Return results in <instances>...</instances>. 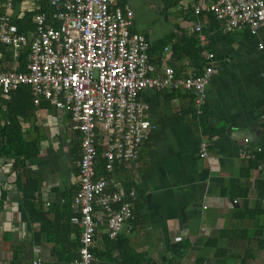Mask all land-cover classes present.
<instances>
[{
    "label": "crops",
    "instance_id": "obj_1",
    "mask_svg": "<svg viewBox=\"0 0 264 264\" xmlns=\"http://www.w3.org/2000/svg\"><path fill=\"white\" fill-rule=\"evenodd\" d=\"M6 2L0 0V15L9 14L12 22L39 5V0H22L7 8ZM121 2L132 9V30L146 38L150 61L156 68H187L188 74L187 59L172 57L177 39L165 47L158 43L177 30L179 35L197 39L193 31L197 17L185 20V8L179 5L177 19L169 22L168 10L164 12L160 0ZM201 23L204 40L197 39L201 58L213 53L216 59L205 88L203 123L218 134L210 138L205 134L185 93L172 97L171 92H141L140 99L148 107L146 118L156 129L142 143L138 159L116 167L113 173L124 188L134 191V220L127 224L129 232L124 230L114 240L108 238L105 223L98 225L92 249L98 257L93 264L121 263L124 251L141 263L243 264L249 248L254 258L247 264H264V254L256 250L257 240L264 238V218L260 216L255 222L247 214L239 219L236 213L241 200L228 193L230 182L239 179L248 189V210L257 212L254 183L264 177V163L260 171L253 170L242 179L246 160L239 154L243 150L256 154L264 147L263 135L256 144L250 132L257 125L264 131V24L252 36L247 30L222 33L219 23L210 24L205 17ZM11 53L0 47V71L17 68L18 55ZM40 104L21 121L22 137L38 142L37 160L28 166L29 173L40 179L33 202L45 213L46 227L50 223L54 226H48L50 233L46 234L40 221L32 219L37 216L34 213L21 218L23 195L14 184L11 162L0 159V196L2 192L6 196L0 201V264H34L37 259L39 264H71L73 260H65L73 259V248L79 246L81 229L69 221L73 210L62 211L60 199H71L78 189L80 135L68 130L67 114L47 101ZM202 143L207 144L206 158L200 157ZM98 212L96 217L101 218Z\"/></svg>",
    "mask_w": 264,
    "mask_h": 264
},
{
    "label": "built area",
    "instance_id": "obj_2",
    "mask_svg": "<svg viewBox=\"0 0 264 264\" xmlns=\"http://www.w3.org/2000/svg\"><path fill=\"white\" fill-rule=\"evenodd\" d=\"M6 1L10 8L11 1ZM48 3L53 10L51 21L57 26L47 25L45 15L38 13L28 36L18 31L9 14L0 15V47L17 56L29 45L24 72L0 71V98L29 87L36 106L47 101L68 115V130L79 133L78 189L70 205V221L81 231L77 257L71 264H93L98 225L105 223L108 238L114 240L124 230L129 232L127 224L134 220L123 182L113 173L116 167L138 159L142 143L156 129L146 118L148 107L140 99L141 92L191 93L195 112L201 115L216 59L213 53H205L200 75H193V69L177 75L172 67L156 68L150 61L149 44L132 30L134 15L127 4L119 0ZM181 5L197 17L193 31L201 42L199 16L204 11L220 22L225 34L247 30L255 36L264 24V0H183ZM185 65L189 67V61ZM206 147L202 143L201 158L207 157ZM98 149H102L104 165L97 177ZM239 157L247 161L254 153L243 150ZM129 195L134 197V191ZM97 211L101 218L96 217Z\"/></svg>",
    "mask_w": 264,
    "mask_h": 264
},
{
    "label": "trees",
    "instance_id": "obj_3",
    "mask_svg": "<svg viewBox=\"0 0 264 264\" xmlns=\"http://www.w3.org/2000/svg\"><path fill=\"white\" fill-rule=\"evenodd\" d=\"M10 1L11 4L13 5L22 2V0H10ZM160 1L164 5V12H166L169 9L176 8L177 6H179L183 0H160ZM119 3L123 4L121 0H119ZM52 11L53 10L49 5L48 0H39L38 9H36L34 12L25 14V16L21 20H16L13 23L17 26L18 31L20 33H24L28 36V34L33 33L35 29L34 24L32 23L34 15L38 13H43L46 17L47 25H51ZM182 11H183L182 13L185 14L184 17L185 20H192L195 17L191 9H185ZM203 13L204 14L199 16L200 20H202L203 17H205L210 24H215L216 22L220 24V22H218L211 14L206 13V11H204ZM52 25L57 26V23H52ZM177 31L178 32H176V34L174 35L170 34L169 36L162 39L158 44H161L163 47H165L168 43H171L172 40L177 39L176 40L177 43H175L172 47V57L177 60L181 58H186L190 63L189 67L193 69V71H191L192 74L200 75L202 73L204 63L201 58V49L197 46V39L194 37L186 38L183 36V33L182 35H179L180 31L179 30ZM150 51L151 49H149V52ZM28 53H29V45L26 44L22 48V50L18 53V66L16 68L17 71L24 72L26 70ZM174 71L177 75H183L186 74V72H188L187 68L186 69L183 68L181 70H174ZM171 94H172L171 96L174 97V94L180 95L181 93L171 92ZM185 94L186 97L189 99V102H191V104L193 105L194 96L191 93H185ZM40 102L37 106L41 105ZM34 109H35V103L29 87H20L17 91L11 93L8 96V98L6 99L0 98V159H5L11 162L10 168L12 172L15 174L14 184L16 188L20 190V192L23 195V202L19 209L21 218L23 219L29 218L28 216L29 213H34L35 215L40 216L37 219H35L37 216L32 219L39 220L42 231H44L46 234H49L50 232L48 231L50 230L48 226L53 227L54 225L53 223H50L46 227L47 217L45 213L40 209V207H36V205L33 202L35 194L38 192L40 187V179L38 177H34L33 175H31L29 173V168H28V166L33 165L37 160V156L39 154V145L37 141L27 142L22 137L21 121L27 120L30 114L34 111ZM192 114L195 117V120L204 129L205 134L209 138L218 134V132H216L215 130H212L204 125L203 123L204 115H202L203 112L201 115H197L195 109L192 108ZM79 144H80V137H79ZM101 152L102 149H98L97 164L95 167L97 177L103 174L104 160L101 158ZM263 163H264V147L261 146L260 151L254 154V158L246 161L245 166L241 169L240 178L242 179L248 178L249 174L253 170L260 171L261 169L260 167ZM254 188L258 199L256 204V210H257L256 213L252 210L251 211L248 210L247 208L248 189H246L241 184L239 179L232 180L230 182L228 193L231 195V197L234 200H236L237 198H240L241 200L240 208L236 213L239 219H241L244 215L246 216L247 214H250L251 217L253 218V221L255 222L260 216L264 218V205L263 206L261 205V203L264 202V177H262V175L255 180ZM124 189L126 193L125 200L132 204L133 197H130L129 195L130 193L129 188L125 187ZM5 198H6L5 193L2 192L0 196V201H4ZM72 198L71 199L70 197L64 198V203H61L62 211L70 212L71 209L70 205L72 202ZM1 205L2 204H0V206ZM69 221L67 222L65 221L64 225H68ZM48 240L52 241L54 244L56 243V240L54 238H49ZM248 242H250L249 239ZM212 243H215V240L212 241ZM78 247L73 248L74 251L72 253L75 256L74 258L77 257ZM250 249L251 248L246 250V254L244 255V259L242 260L244 262L243 264H247V261L249 259L254 258L253 250ZM256 250L260 251L261 254L262 253L264 254V238L261 236L256 242ZM92 255L93 257H98L97 255L94 254L93 251H92ZM127 255L130 258H127L126 257ZM74 258L73 259H71L70 257L67 259L65 258L66 259L65 262L69 263L71 260H74ZM120 259H121V264H151L149 262L141 263L138 260L132 259L131 255L125 251L121 253Z\"/></svg>",
    "mask_w": 264,
    "mask_h": 264
},
{
    "label": "water",
    "instance_id": "obj_4",
    "mask_svg": "<svg viewBox=\"0 0 264 264\" xmlns=\"http://www.w3.org/2000/svg\"><path fill=\"white\" fill-rule=\"evenodd\" d=\"M250 132L252 133V139L255 141V143H258L260 135H263L264 137V131L260 129V127L257 125L254 129H251Z\"/></svg>",
    "mask_w": 264,
    "mask_h": 264
},
{
    "label": "rangeland",
    "instance_id": "obj_5",
    "mask_svg": "<svg viewBox=\"0 0 264 264\" xmlns=\"http://www.w3.org/2000/svg\"><path fill=\"white\" fill-rule=\"evenodd\" d=\"M176 10H177L176 8L168 10L167 16H168V21L169 22H172L174 19H177ZM138 17L140 19H142V16L140 15V13H138Z\"/></svg>",
    "mask_w": 264,
    "mask_h": 264
}]
</instances>
